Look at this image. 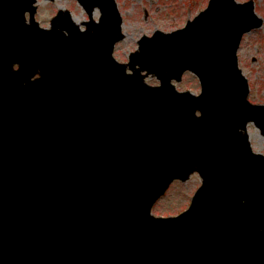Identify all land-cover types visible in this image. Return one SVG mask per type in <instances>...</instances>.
<instances>
[{"label":"water","instance_id":"obj_1","mask_svg":"<svg viewBox=\"0 0 264 264\" xmlns=\"http://www.w3.org/2000/svg\"><path fill=\"white\" fill-rule=\"evenodd\" d=\"M34 2L0 0V264H264V154L246 127L264 136V104L235 53L262 24L253 0H209L127 64L115 0H78L85 30L62 8L41 27ZM187 69L198 95L171 82ZM194 171L189 207L154 216Z\"/></svg>","mask_w":264,"mask_h":264},{"label":"rangeland","instance_id":"obj_2","mask_svg":"<svg viewBox=\"0 0 264 264\" xmlns=\"http://www.w3.org/2000/svg\"><path fill=\"white\" fill-rule=\"evenodd\" d=\"M116 2L123 18L122 27L126 36L116 44L113 55L115 59L126 62L129 53L137 48L140 36L150 35L155 29L168 32L182 27L187 19H191L206 7L208 0H116ZM254 4L263 24L244 34L236 53L239 67L249 82V100L252 103H264V0H254ZM60 7L68 8L76 21L87 17L76 0H38L36 19L42 26H48L49 19ZM146 81L150 84L158 83L157 79L151 76L147 77ZM176 87L194 93L200 90L197 77L190 72L184 73ZM247 128L253 150L264 153V137L252 123H249ZM199 181L196 173H193L186 182L175 180L155 203L152 212L162 216L177 215L188 207L192 192L200 185Z\"/></svg>","mask_w":264,"mask_h":264}]
</instances>
